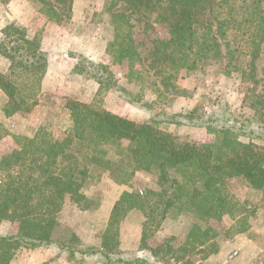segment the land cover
Here are the masks:
<instances>
[{"label":"trees","instance_id":"1","mask_svg":"<svg viewBox=\"0 0 264 264\" xmlns=\"http://www.w3.org/2000/svg\"><path fill=\"white\" fill-rule=\"evenodd\" d=\"M38 1L43 5L42 12L58 14L52 10L51 1ZM52 1L64 7L69 3ZM125 1L131 8L129 13L138 11L145 17L159 14L173 21L169 37L153 41L157 55L150 63L156 67L153 75L161 77L163 85H168L181 70L201 69L223 56L242 81L257 83L256 61L264 53V0ZM231 5L242 9L237 13L241 15L239 20L227 18L224 9ZM112 16H119L120 23L114 28V39L108 42L106 53L113 63L140 62L129 33V16ZM235 22H244L245 28L242 40L233 48L227 38ZM0 54L9 63L8 71L0 72V91L8 98L4 113L10 115L36 105L47 68V58L37 38L9 24L2 31ZM94 77L101 87L102 80ZM247 91L252 92L253 86ZM253 95L250 101L244 99L252 114L243 119L256 128L231 115L227 118L223 111L206 113L193 108L168 116L166 122L170 124L204 128L211 133V140L201 146L178 142L156 123L137 124L73 100L66 102L71 124L57 136L44 127L32 136L11 133L16 148L0 155V219L16 223L17 230L0 235V264H11L16 249L24 245L33 248L56 244L67 250L70 259H75V253H96L92 247L82 249L71 243L72 228L57 218L65 200H87L83 189L95 175L106 173L126 185L137 171H147L154 165L162 180L160 189L123 191L111 211L101 236L102 249L98 251L107 258L111 253L120 254L119 242L108 231L128 210L138 209L157 227L167 217L177 218L182 213L194 219L181 240L169 236L150 246L144 242L143 233L139 250L146 254L120 257L115 264H200L218 252L221 232L210 224L212 219L224 214L231 218L232 224L224 231L227 238L249 229L250 210L237 208L224 190L227 182L241 177L252 189L261 191L264 199V147L253 141L264 140V81ZM1 131L9 133L0 122ZM120 140L126 141L125 149L114 160L109 156L110 149Z\"/></svg>","mask_w":264,"mask_h":264},{"label":"rangeland","instance_id":"2","mask_svg":"<svg viewBox=\"0 0 264 264\" xmlns=\"http://www.w3.org/2000/svg\"><path fill=\"white\" fill-rule=\"evenodd\" d=\"M48 1L52 2V6L54 5L52 10L58 12L56 16L50 15L51 10L47 14L46 11L42 12L43 5L38 0H0V38L4 28L9 24H14L22 28L28 37L37 38L40 48L47 58V65L48 59L51 60V69L43 86L41 80V89L36 97L38 101L36 105L6 115L4 108L8 98L3 91H0V122L3 128L10 133L0 132V155L16 148L11 133L32 136L37 130L44 127L48 132L57 136L68 128L71 121L66 102L69 100L105 110L137 124L156 123V126L174 136L178 142L196 146L210 141L212 134L204 128L170 124L166 122L169 115L175 112H186L193 108H198L199 112L206 113L223 111L227 118L232 116L239 122H244L246 126L256 128L255 124L250 125L247 123L248 120L243 119L252 114V110L248 108V103L244 99L247 98V101H250L254 98L253 93L261 89L264 81V53L256 61L257 83L255 85L242 81L240 74L227 66V59L224 56L201 69L189 72L181 70L176 78L170 80L168 85H163L161 77L153 75L156 67H151L150 62L153 55H157L153 41L169 37V31L173 26L172 20L165 19L164 16L160 17L159 14L145 17L136 13L138 11L129 13L131 8L125 0H83L86 2L84 7L86 19L98 20L100 26L97 27L94 24L75 23L71 14L73 13L72 0H68L69 3H66L65 7L52 0ZM76 8L80 10L83 7L77 6ZM224 10L229 13H227V18H237V20L241 18V15L237 14L242 10L238 5H231L229 9L225 8ZM261 10L264 15V1L261 3ZM245 12L248 15L249 10ZM120 13L129 16V33L136 51L141 56L140 62L132 63L125 60L122 64L113 63L112 57L106 53L105 40H99V38L91 39L92 41L85 39L84 48L88 49V53L87 51L69 49L70 41L64 38V35L67 33L84 34V32L90 36H98L103 33L107 37V47L108 42L114 39V28L120 23L117 20L119 16L113 17L112 14ZM244 28V22L232 24L227 41L233 48L242 40ZM64 58L68 60V64L63 61ZM8 64L7 58L0 54V72L6 73ZM93 64L100 66L96 67ZM95 75L102 80L101 87L95 79ZM252 86L253 91H247L248 87ZM241 140L247 141L248 139L241 137ZM253 141L264 147V140L255 138ZM125 145L126 141H118L117 145L111 147L109 156L117 160L120 157V152L124 151ZM112 182L117 183L113 177L106 173L95 175L83 189L88 199L81 200L79 203L90 210L88 220H85L84 223L88 222L94 229L100 226L98 231L100 241L107 225L102 226V216L93 215V211L104 200L105 194L112 190ZM161 184L162 180L158 169L154 165L147 171H137L126 185L130 191H137L141 188L158 190ZM224 190L238 204H236L237 208L244 206L250 210L249 227L252 225H255L256 228L264 227V199H262L261 191L252 189L241 177L231 178ZM112 193L114 190L109 194ZM70 202L73 206L78 204L71 200ZM70 204H67L68 207ZM130 210L126 212L125 216ZM136 212L137 216L135 214L127 219L130 221L124 217L108 231L109 236L116 238L115 240L119 244L120 234L134 231L136 226H138L141 236L143 233L145 234L144 242L150 246L169 236H176L181 240L186 237L187 229L194 219L192 215L182 213L177 218L167 217L157 227L156 222L150 224L149 220L145 218L144 212L141 210ZM146 223L147 225L144 226ZM121 224L123 226L120 229ZM210 224L221 232L218 241L221 237L227 239L224 231L232 224L230 217L224 214L218 219H212ZM16 230V223L0 219V235ZM246 234L251 235L250 230ZM117 246L115 245L119 249V245ZM23 247L28 248L24 245L16 249L14 257ZM86 248L88 247L82 249ZM137 254L144 256L146 251L143 250ZM75 256L76 260H81V255L77 253ZM110 256L112 259L121 257L116 253H111ZM170 264L176 263L172 261ZM204 264L216 263L205 262Z\"/></svg>","mask_w":264,"mask_h":264},{"label":"crops","instance_id":"3","mask_svg":"<svg viewBox=\"0 0 264 264\" xmlns=\"http://www.w3.org/2000/svg\"><path fill=\"white\" fill-rule=\"evenodd\" d=\"M71 5L73 11V13H71L72 19H75V23L81 22L85 25L94 24L97 27L100 26L98 20L86 19L84 14V7L86 5L85 1L72 0ZM77 6H81L83 8L78 10L76 8ZM64 38L70 41L69 49L81 52L87 51V53L88 49L84 48L85 39L91 40L99 38V40H105V48L107 44V37L103 33L98 36H90L85 32L84 34L67 33L64 35ZM50 61L51 60L48 59V67L46 74L42 79V86L45 84V81L49 75L48 72L51 69ZM63 61L66 64L69 63L68 60H65V58ZM111 185L114 193L111 195L109 194L112 192V190L106 193L104 200L99 204L98 208L93 211V215L102 216V226L107 225L111 211L115 203L120 199L122 192L130 191L128 186L124 184L112 182ZM86 197L88 198L87 195ZM69 202L70 200L67 198L61 211L57 214L58 220L72 228L74 236L72 237L73 239H71V243L75 244L78 248L92 247L97 252L88 256L81 255V260H76L68 258L67 250L61 249L56 244L37 245L33 248H21L15 255L11 264H115V259L117 258L112 259V257L109 255L108 259L105 255L98 251L102 249L100 237H98L100 226L94 229L92 225L88 224V222L84 223L85 220H88V213H90L88 207H83L82 204L79 203L74 205V207L71 205L72 203L70 202V204ZM67 204H70V208ZM137 210H130L132 214L130 212L127 213L125 219L127 220L130 216L135 215ZM74 215L75 217H73ZM135 216H137V214ZM123 222L125 224V220ZM122 226L123 225L121 224L120 229ZM137 227L138 226H136L134 231L131 230L129 232H122V234H120L119 249L121 251L120 255L122 259H127L133 257L134 255L136 256L138 255V252H141L139 250L141 234ZM249 230L251 235L246 234L249 232ZM218 244V252L211 254L206 260L202 261L203 264L205 262L216 264H263L264 227L256 228L255 225H252L247 231L237 233L231 238L222 239L221 237L218 241ZM76 254L77 253H75V255Z\"/></svg>","mask_w":264,"mask_h":264}]
</instances>
